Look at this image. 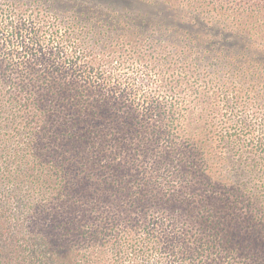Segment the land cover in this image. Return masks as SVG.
<instances>
[{
  "label": "trees",
  "instance_id": "obj_1",
  "mask_svg": "<svg viewBox=\"0 0 264 264\" xmlns=\"http://www.w3.org/2000/svg\"><path fill=\"white\" fill-rule=\"evenodd\" d=\"M7 7L0 35L34 37L41 67L0 68V264H264L263 169L195 131L191 89L119 81L75 27Z\"/></svg>",
  "mask_w": 264,
  "mask_h": 264
},
{
  "label": "rangeland",
  "instance_id": "obj_2",
  "mask_svg": "<svg viewBox=\"0 0 264 264\" xmlns=\"http://www.w3.org/2000/svg\"><path fill=\"white\" fill-rule=\"evenodd\" d=\"M8 5L30 19L41 18L47 24L56 21L63 30L75 27L86 53H97L104 61L115 57L123 62L113 61L104 69L109 72L114 68L111 74L119 81L118 77L131 75L138 83L144 81L150 86L158 83L190 88L191 92L185 91L187 103L182 114L188 111L187 117L198 129L195 131L207 134L209 143L233 165L257 164L264 172V4H213L212 0H0V9L19 14ZM116 15L123 18L118 20ZM139 21L150 27L138 26ZM118 22L128 24L121 27ZM97 23L108 26L88 30ZM6 30L1 33L5 38L0 35V68H40L34 37L13 38ZM205 48L209 49V57L201 59ZM137 56L145 58L142 63ZM160 56L166 61L158 63ZM142 64L151 66L145 68L153 77H140ZM159 72L167 74L163 82L154 78ZM172 72H178L181 78L169 76ZM101 76L105 78V72Z\"/></svg>",
  "mask_w": 264,
  "mask_h": 264
}]
</instances>
